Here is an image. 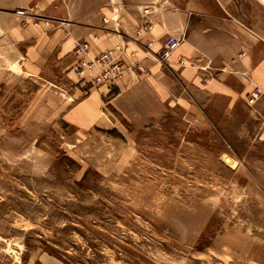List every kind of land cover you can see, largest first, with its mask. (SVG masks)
<instances>
[{"label": "rangeland", "instance_id": "374dc122", "mask_svg": "<svg viewBox=\"0 0 264 264\" xmlns=\"http://www.w3.org/2000/svg\"><path fill=\"white\" fill-rule=\"evenodd\" d=\"M14 1L0 9V264H264V0L253 12L227 0L253 18L239 39L261 60L245 83L226 80L228 96L179 82L148 53L151 21L131 29L134 0ZM65 24L72 65L61 84L49 61ZM115 48L120 74H102L91 61ZM101 85L107 115L127 87L128 119L67 129L66 113Z\"/></svg>", "mask_w": 264, "mask_h": 264}, {"label": "crops", "instance_id": "0c3cea01", "mask_svg": "<svg viewBox=\"0 0 264 264\" xmlns=\"http://www.w3.org/2000/svg\"><path fill=\"white\" fill-rule=\"evenodd\" d=\"M256 1L258 0H246L247 4L252 5V12L259 3ZM0 4L3 5L0 6V9L6 6L8 9L5 10L10 12L19 5L14 0ZM131 4L135 7V20L130 19L129 15L128 18L134 32L141 28V16L151 21V29L142 36L141 43L144 46L148 45V42L151 43V46H147L149 47L148 53L155 54L156 51H159L168 34L182 37L179 46L164 62L168 66L178 69L184 79H178L181 83L202 87L205 85L210 94L228 96L231 94L230 87L233 85L230 86L227 79L232 80V77L236 76L245 83L247 78L254 77L255 70L261 65V60L255 55L254 41L248 42L239 39L249 37L247 30L254 31L253 18L247 19L243 12V14H239L238 11L234 13L227 0H178L173 2L134 0ZM147 6L150 8L151 14L145 17L142 10ZM59 30L60 35L65 34L67 30L66 41L64 40L63 44L60 43V52L57 56L52 53L54 60L49 61V68H51L50 73L54 72L56 75H60L61 84H63L65 76L68 75L67 70L72 65V60L69 61L64 57L65 53L70 50L69 37L71 34H69L68 30L70 29L66 24ZM140 32L142 33L143 30ZM22 35H26V32H23ZM51 37H54V33L48 39ZM81 40H86V37ZM101 47L97 45L94 51L99 52ZM128 52L141 55L137 49L129 46ZM140 57L143 58L142 66L144 68L150 65L148 58L142 55ZM210 75L213 77L211 78ZM127 76L123 80H126ZM209 77L211 80L207 81ZM236 81L239 84V81ZM225 83L228 84V87ZM120 84L123 85L122 82ZM254 84L258 85L256 82ZM122 85L116 86L117 92L106 102L118 112L115 115L108 114L109 117L110 115L113 117V120L119 115L128 119V92L127 87L122 88ZM102 86L104 85L93 87V90L80 101L79 105L66 113L64 122L67 129L85 131L84 128L94 121L96 126L98 121L111 123L108 115L103 111L105 102L101 92L107 93L108 90ZM138 111L142 118L146 117L144 122H147L148 112H143L142 109ZM117 123L112 126L120 132V126Z\"/></svg>", "mask_w": 264, "mask_h": 264}, {"label": "built area", "instance_id": "2783aa9c", "mask_svg": "<svg viewBox=\"0 0 264 264\" xmlns=\"http://www.w3.org/2000/svg\"><path fill=\"white\" fill-rule=\"evenodd\" d=\"M19 14H25L24 9H20L17 11ZM143 16H147L151 14L150 8L144 7L142 10ZM148 22L144 23L143 27H147ZM182 40V37L168 34L162 43L161 49L157 52V57L159 61L164 62L167 60V58L170 56V54L179 46L180 42ZM87 41H77L75 45L76 51L84 50L88 47ZM150 42H148V46H150ZM121 51H118L117 48L115 49H104L102 50L97 57H95L94 60L91 61V63H99L102 64L103 72L112 74V76H117L120 74L121 67H122V61L120 62V53ZM133 65L136 67L138 66L139 69L142 70V66L139 63V60L133 61ZM76 70V68H74ZM259 91V86L257 84H253L249 94L252 95V97L249 98L250 103H254L257 98V94Z\"/></svg>", "mask_w": 264, "mask_h": 264}]
</instances>
